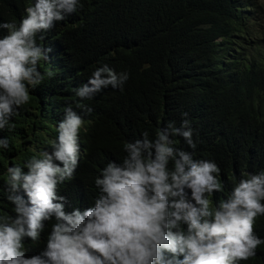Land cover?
I'll list each match as a JSON object with an SVG mask.
<instances>
[{
	"label": "trees",
	"instance_id": "obj_1",
	"mask_svg": "<svg viewBox=\"0 0 264 264\" xmlns=\"http://www.w3.org/2000/svg\"><path fill=\"white\" fill-rule=\"evenodd\" d=\"M34 2L0 0V23L18 27ZM262 5V0H78L74 12L37 34V43L51 49L38 65L45 78L29 89L30 102L15 109L12 129H0V138L9 139V147L0 149V214L14 215L6 200L7 168L51 153L69 106L78 115L91 114L94 134L79 185L58 186L68 199L66 211L93 206L94 179L109 161L122 163L124 143L142 139L144 131L154 139L157 130L169 123L180 127L184 119L196 148L180 136L172 137L173 146L220 169L222 190L210 197L212 207L240 179L264 171ZM6 34L0 29V37ZM103 65L128 72L129 79L122 90L108 86L96 93L88 113L76 90ZM254 231L264 239V216ZM34 246L25 239L26 256L35 255ZM238 264H264V244Z\"/></svg>",
	"mask_w": 264,
	"mask_h": 264
},
{
	"label": "clouds",
	"instance_id": "obj_2",
	"mask_svg": "<svg viewBox=\"0 0 264 264\" xmlns=\"http://www.w3.org/2000/svg\"><path fill=\"white\" fill-rule=\"evenodd\" d=\"M77 5L78 0H35L18 27L0 23L7 30L0 37V129H12L15 109L30 102L29 89L45 78L38 65L51 49L37 43V34ZM128 79V72L103 65L76 95L92 113L88 103L96 93L108 86L122 90ZM93 124L91 114L67 107L52 152L7 168L6 200L14 215L0 214V264H238L256 255L264 244L254 231L264 216V171L240 179L212 207L210 197L222 190L218 165L173 146L172 137L180 136L196 148L187 119L180 127L169 123L157 130L154 139L144 131L142 139L124 143L122 163L109 161L94 179L93 206L66 211L68 199L58 186L79 185ZM8 147L9 139L0 138V149ZM26 238L35 244V255L26 256Z\"/></svg>",
	"mask_w": 264,
	"mask_h": 264
},
{
	"label": "rangeland",
	"instance_id": "obj_3",
	"mask_svg": "<svg viewBox=\"0 0 264 264\" xmlns=\"http://www.w3.org/2000/svg\"><path fill=\"white\" fill-rule=\"evenodd\" d=\"M262 2H264V0H262Z\"/></svg>",
	"mask_w": 264,
	"mask_h": 264
}]
</instances>
